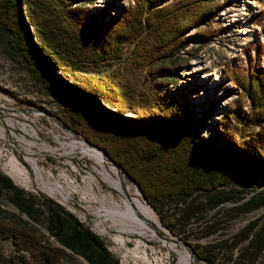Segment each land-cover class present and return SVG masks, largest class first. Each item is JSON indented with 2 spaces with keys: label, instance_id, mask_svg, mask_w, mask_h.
Listing matches in <instances>:
<instances>
[{
  "label": "trees",
  "instance_id": "1",
  "mask_svg": "<svg viewBox=\"0 0 264 264\" xmlns=\"http://www.w3.org/2000/svg\"><path fill=\"white\" fill-rule=\"evenodd\" d=\"M84 2L87 0H0V42L19 55L38 82L74 103L78 112L91 116V103L107 102L118 107L117 113H141L138 120L107 125L102 136L93 139L150 203L177 209L170 226L180 229L183 243L194 235L216 236L208 245L197 246L198 262L264 264L263 220L252 221L230 235L223 232L217 216L207 219L233 199L216 192L239 180L262 191L236 210L249 214L264 208V155L254 144L258 140L236 143L232 128L224 124L218 140L226 149L193 141V114L186 111L184 118H173L178 111L174 100L160 96L155 88L177 78L179 55L189 44L186 31L212 25L217 0H134L123 17L110 21L85 12ZM261 4L264 6V0ZM118 62L133 72L142 71L144 86L150 87L137 89L118 71H98ZM68 77L72 84L64 80ZM230 79L257 112L264 111V73L249 68L245 73L234 71ZM256 122L255 127L263 128L261 119ZM3 193L11 207L43 225L60 247L44 244L23 221L8 218L0 210V242L10 239L17 252L8 258L0 251V264H67L72 261L68 253L89 264H120L73 214L51 199L39 204L0 173Z\"/></svg>",
  "mask_w": 264,
  "mask_h": 264
},
{
  "label": "rangeland",
  "instance_id": "2",
  "mask_svg": "<svg viewBox=\"0 0 264 264\" xmlns=\"http://www.w3.org/2000/svg\"><path fill=\"white\" fill-rule=\"evenodd\" d=\"M133 1L87 0L82 7L85 12L104 16L106 21H110L123 17ZM261 2L262 0H217L218 10L213 24L192 26L186 31L185 38L189 44L179 55L181 67L177 78L174 82H164L163 85L155 87L160 96L174 100L178 111L172 115L173 118L175 115L184 118L186 111L193 114L194 126L190 135L193 141L199 144L217 145L226 149L227 146L218 140V135L222 133L224 124H228L235 134L233 140L236 143L257 139L258 142L254 144L257 143L264 155V111L257 112L250 99L230 79L234 71L245 73L249 68H256L264 73V6ZM98 71L103 74L118 71L124 79L131 80L135 88L142 90L144 87H150L149 84L144 86L142 71L133 72L120 62L111 67H101ZM135 75L137 79H134ZM64 80L68 84L73 82L69 77ZM216 83L221 84L216 96H209V88ZM155 88L152 87L151 93L155 92ZM72 92L76 94L73 90ZM69 96L81 99L78 95ZM91 105L96 114L86 116L78 112L74 103L38 82L27 70L19 55L10 53L0 42V173L8 177L17 188L34 197L39 204L45 199H51L73 214L105 243L111 256L120 264H144L132 255V240L126 238L124 245H121L115 241V232H100L99 220L94 215L98 204L87 192L90 190L99 196L113 192L95 171V168L100 167L94 160L83 156L80 150L64 154L69 148L65 146L63 150L61 143L68 145L75 140L100 154L102 150L105 153L101 154L104 167L115 178L139 192V199L154 210L175 240L177 248L188 252L193 264H206L203 261L198 262L192 251H195L197 246L208 245L216 236L200 238L194 235L187 243H183L180 229L170 226L177 209L166 204L150 203L140 187L122 173L123 169L108 160L110 158L104 148L93 139L94 136H102L107 125L138 120L141 113L131 110L117 113L118 107L107 102H93ZM108 112L119 116H111ZM258 119H261L263 128L254 126L258 124ZM23 126L32 127L36 135L27 133ZM44 145L57 151H47L43 148ZM14 159L28 170L31 178L29 185L19 184L8 176L9 163ZM27 159L36 162L44 178L56 180L63 187L68 194L67 201L61 196L54 198L42 189ZM261 191V188L244 180L219 189L216 193L230 194L233 199L208 214L207 219L217 216L220 226L225 229L223 232L230 235L238 233L252 221H264V208L249 214H241L236 210L248 198ZM7 198L5 193L0 194V210L5 213L4 216L23 221L49 247H60L43 225L21 216L7 203ZM159 235L158 238L162 240L163 235ZM146 243L148 248L155 250L154 256L159 264H177V254L162 247L158 242ZM146 250L150 254V250ZM0 251L8 258L17 255L10 239L0 242ZM21 254L30 259L27 253ZM68 254L72 261L67 264H89L74 254Z\"/></svg>",
  "mask_w": 264,
  "mask_h": 264
},
{
  "label": "bare ground",
  "instance_id": "3",
  "mask_svg": "<svg viewBox=\"0 0 264 264\" xmlns=\"http://www.w3.org/2000/svg\"><path fill=\"white\" fill-rule=\"evenodd\" d=\"M220 85V83L213 84L209 88V96H216ZM204 96H206V94H204ZM23 129L27 133L36 135L32 127L28 128L23 126ZM65 144L61 143V147L65 150V146H67L69 151L64 154H72L76 150H80L83 156L94 160L100 167L99 169L95 168V171L101 177L102 181L113 191L112 193L99 196L87 190V192L91 194L93 201L98 204V208L94 212V215L99 220L100 232L105 234L109 231L115 232L117 235L115 241L121 245H124L126 238L132 240L134 249L131 253L134 258L144 264H159L158 259L154 256L155 250L153 248H148L146 242H158L162 247L177 254V264H193L190 254L186 251H180L177 248L175 240L172 238L167 228L160 222L154 210L139 199V192L133 190L129 185L122 183L119 178H115L112 173L104 167V161L99 152L85 147L80 141L73 140L68 145ZM43 148L52 153L57 151L46 145H44ZM27 161L34 169L42 185V189L45 192L54 198L61 196L65 201L68 200V194L56 180L44 178L36 162L32 159H27ZM9 167L10 171L7 174L15 182L26 186L30 184L31 178L29 172L20 162L14 159L10 161ZM111 171L116 174L114 169ZM160 233L163 235L162 240L158 238V234ZM141 249H143L142 252ZM146 249L150 250V254Z\"/></svg>",
  "mask_w": 264,
  "mask_h": 264
},
{
  "label": "water",
  "instance_id": "4",
  "mask_svg": "<svg viewBox=\"0 0 264 264\" xmlns=\"http://www.w3.org/2000/svg\"><path fill=\"white\" fill-rule=\"evenodd\" d=\"M91 112H92V114H96V111L94 110V109H91ZM100 152H101V154H104L105 155V153L102 151V150H100ZM112 164H114V165H116V166H118L115 162H113V161H111L110 159H108ZM122 173L124 174L125 172H124V170H122ZM159 235V234H158ZM160 236V235H159ZM184 246H186V245H184ZM193 252V254H194V256H195V259H197V256H196V254L194 253V251H192Z\"/></svg>",
  "mask_w": 264,
  "mask_h": 264
}]
</instances>
